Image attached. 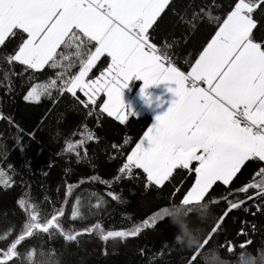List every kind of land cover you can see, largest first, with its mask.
Returning a JSON list of instances; mask_svg holds the SVG:
<instances>
[{"label":"trees","instance_id":"1","mask_svg":"<svg viewBox=\"0 0 264 264\" xmlns=\"http://www.w3.org/2000/svg\"><path fill=\"white\" fill-rule=\"evenodd\" d=\"M234 4L235 0H170L149 30V40L158 48L170 45L169 58L187 72ZM252 15L253 41L264 43V7ZM26 38V34L9 36L0 44V171L4 174L0 176V249L20 234L27 218L18 203L21 199L35 206L41 221L62 207L60 223L77 232L97 223L105 231L128 229L150 220L162 208L166 218L143 228L136 237L108 241L95 231L82 232L75 241H66L55 229L50 230L51 236L36 232L18 245L15 264H29L30 250L35 252L34 260L48 259L50 264H191L195 253H199L195 264H208L209 258L217 259V250L225 258L223 264H264V197L255 196L256 189L237 192L260 179L256 173L264 161H245L229 185L217 182L199 203L181 201L194 181V174L183 169L174 170L162 186L146 187L142 170L134 168L129 176L119 169L151 116L132 115L121 124L100 110L103 94L96 105L85 107L80 101L88 98L79 90L76 96L61 92L57 74L68 79L80 66L72 55L74 49H58L69 55L61 63L70 67L45 65L34 70L9 61ZM108 64L109 58L101 56L87 79L99 76ZM52 80L57 86L49 89L50 95H42L38 102L24 99L34 85ZM88 134L93 138L87 139ZM69 141L83 143L72 151L65 148ZM77 200L80 216L72 219ZM240 200L245 202L228 211V201ZM225 211L228 215L212 234Z\"/></svg>","mask_w":264,"mask_h":264},{"label":"snow or ice","instance_id":"2","mask_svg":"<svg viewBox=\"0 0 264 264\" xmlns=\"http://www.w3.org/2000/svg\"><path fill=\"white\" fill-rule=\"evenodd\" d=\"M168 4L169 0H0V44L9 36L26 34L27 38L22 39L18 50L8 59L34 70L45 65L70 67V63H61L69 60V55L58 49H74L72 55L80 62L79 73L68 79L58 73L59 90L73 96L79 90L88 98L87 102L80 101L85 107L96 105L97 97L103 94L100 110L121 124L133 115L123 99V89L130 81H143L140 91L148 103L151 99L146 89L150 85H172L168 89L174 96L171 105L155 116V122L131 149L119 172L130 176L134 168L142 170L147 187L162 186L174 170H186L194 174V181L181 201L201 202L217 182L229 185L245 161H264V43H255L252 35L256 27L252 14L264 7V0H235L186 73L178 70L169 58L170 45L158 48L149 40V30ZM104 55L110 58L107 68L95 79L86 80ZM56 86V80L34 86L24 99L38 102ZM92 138L88 134L87 139ZM256 176L260 179L237 192L246 194L249 189H256L255 196L264 197V167L259 168ZM68 191L71 192V186ZM108 195L117 199L111 192ZM244 202L228 201V211ZM18 203L27 218L20 234L6 249H0V264H9L18 257V245L36 232L51 236L50 230L55 229L66 241H75L82 232L95 231L101 240L108 241L136 237L143 228L166 218L162 208L150 220L128 229L105 231L97 223L77 232L60 223L62 207L54 210L51 218L41 221L35 206L23 199ZM79 203L77 200L73 206L72 219L80 216ZM228 211L212 228V234ZM209 239L210 236L205 246ZM34 255V251H28L29 264H50L48 259L34 260ZM40 256L45 257V253ZM198 256L199 253L193 254L191 264Z\"/></svg>","mask_w":264,"mask_h":264},{"label":"crops","instance_id":"3","mask_svg":"<svg viewBox=\"0 0 264 264\" xmlns=\"http://www.w3.org/2000/svg\"><path fill=\"white\" fill-rule=\"evenodd\" d=\"M92 50L94 51V47ZM97 61H96V63H97ZM109 63H110V58H109ZM175 67H177V66H175ZM79 70H80V66H79L78 70L76 71L75 75L79 73ZM178 70L182 71L180 68H178ZM182 72H184V71H182ZM87 77L85 78L86 80H87ZM142 84H143L142 80L133 79L132 81H130L129 86L127 88L123 89V99H124L126 108L133 112V116H142V115L151 116V123L148 126V127H150L155 122V116L166 111L167 108L171 105V102L174 99V96H173V93H171L168 89L172 85H170L167 82H161L160 84L150 85L146 89V93L150 96V99H151V103H148L140 91ZM38 85H42V84H38ZM133 85H134V87H133ZM139 139L137 142H139Z\"/></svg>","mask_w":264,"mask_h":264},{"label":"rangeland","instance_id":"4","mask_svg":"<svg viewBox=\"0 0 264 264\" xmlns=\"http://www.w3.org/2000/svg\"><path fill=\"white\" fill-rule=\"evenodd\" d=\"M38 85V84H37ZM37 85H34V86H37ZM33 86V87H34ZM32 87V88H33ZM32 88L30 89V91L32 90ZM69 145H73L74 146V148L73 149H70L69 148ZM77 145H78V143H77V141H69L67 144H66V149H69V150H72V151H74V150H76L77 149ZM3 182L5 183V180H3ZM184 203L185 204H191V203H196V201H184ZM199 203V202H198Z\"/></svg>","mask_w":264,"mask_h":264},{"label":"clouds","instance_id":"5","mask_svg":"<svg viewBox=\"0 0 264 264\" xmlns=\"http://www.w3.org/2000/svg\"><path fill=\"white\" fill-rule=\"evenodd\" d=\"M215 255H216L217 259L212 260L211 258H209L208 264H223L225 258L220 256L218 250L216 251ZM253 264H255V261H253Z\"/></svg>","mask_w":264,"mask_h":264},{"label":"built area","instance_id":"6","mask_svg":"<svg viewBox=\"0 0 264 264\" xmlns=\"http://www.w3.org/2000/svg\"><path fill=\"white\" fill-rule=\"evenodd\" d=\"M148 35H149V33H148Z\"/></svg>","mask_w":264,"mask_h":264}]
</instances>
